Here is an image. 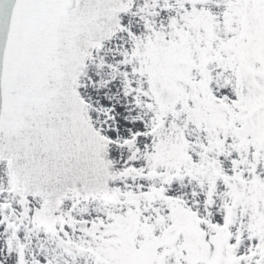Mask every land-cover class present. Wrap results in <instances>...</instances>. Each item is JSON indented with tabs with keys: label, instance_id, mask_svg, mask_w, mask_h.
<instances>
[{
	"label": "snow or ice",
	"instance_id": "1",
	"mask_svg": "<svg viewBox=\"0 0 264 264\" xmlns=\"http://www.w3.org/2000/svg\"><path fill=\"white\" fill-rule=\"evenodd\" d=\"M0 264H264V0H0Z\"/></svg>",
	"mask_w": 264,
	"mask_h": 264
}]
</instances>
